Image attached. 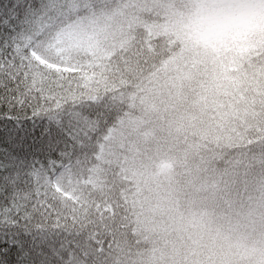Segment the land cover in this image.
Wrapping results in <instances>:
<instances>
[{"label": "trees", "instance_id": "obj_1", "mask_svg": "<svg viewBox=\"0 0 264 264\" xmlns=\"http://www.w3.org/2000/svg\"><path fill=\"white\" fill-rule=\"evenodd\" d=\"M87 2L98 7L66 47L119 49L146 32L169 54L142 72L133 61L123 85L117 70L94 77L91 91L114 88L127 107L99 161L66 173L79 191L61 195L69 219L103 216L109 244L65 241V264H264V0ZM233 3L245 23L213 32L206 17Z\"/></svg>", "mask_w": 264, "mask_h": 264}, {"label": "snow or ice", "instance_id": "obj_2", "mask_svg": "<svg viewBox=\"0 0 264 264\" xmlns=\"http://www.w3.org/2000/svg\"><path fill=\"white\" fill-rule=\"evenodd\" d=\"M87 0H0V264H65V241H87L96 254L108 246L101 215L80 219L62 192L66 173L87 172L127 104L121 92L90 90L94 77L143 66L167 51L148 35L122 48L73 50L63 43ZM110 59L105 63V56Z\"/></svg>", "mask_w": 264, "mask_h": 264}, {"label": "rangeland", "instance_id": "obj_3", "mask_svg": "<svg viewBox=\"0 0 264 264\" xmlns=\"http://www.w3.org/2000/svg\"><path fill=\"white\" fill-rule=\"evenodd\" d=\"M243 14H244V10L242 8H238L236 3H233L228 7H224L223 9L216 12L212 16L208 15L206 17V22H207V25H209V28L213 32H215L217 28L227 27L229 24H236V25L244 24L245 18L243 17ZM165 106L168 107L167 101H166ZM168 108L169 110H171L173 106L168 107ZM177 120L179 119H176L175 114L168 116L167 121H166V126L170 127L175 124L179 125L177 123ZM174 128L177 129L176 126Z\"/></svg>", "mask_w": 264, "mask_h": 264}, {"label": "clouds", "instance_id": "obj_4", "mask_svg": "<svg viewBox=\"0 0 264 264\" xmlns=\"http://www.w3.org/2000/svg\"><path fill=\"white\" fill-rule=\"evenodd\" d=\"M194 39H195V38H194ZM259 243H260V246H261V247H264V240L259 241Z\"/></svg>", "mask_w": 264, "mask_h": 264}]
</instances>
